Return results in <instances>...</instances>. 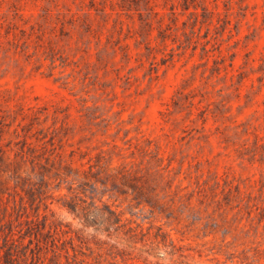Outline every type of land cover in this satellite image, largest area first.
<instances>
[{
    "label": "rangeland",
    "instance_id": "rangeland-1",
    "mask_svg": "<svg viewBox=\"0 0 264 264\" xmlns=\"http://www.w3.org/2000/svg\"><path fill=\"white\" fill-rule=\"evenodd\" d=\"M9 251L264 264V0H0V263Z\"/></svg>",
    "mask_w": 264,
    "mask_h": 264
},
{
    "label": "trees",
    "instance_id": "trees-1",
    "mask_svg": "<svg viewBox=\"0 0 264 264\" xmlns=\"http://www.w3.org/2000/svg\"><path fill=\"white\" fill-rule=\"evenodd\" d=\"M97 166V164H96ZM92 165H89V170L82 171L83 179L87 180V177L95 179V182L97 181V177L94 175V173L91 172L90 168ZM100 167V166H99ZM43 168V167H42ZM104 171L108 176L114 180H119L120 184L122 186H126L135 191L137 194H141V192L144 190L143 187V179L141 177H138L136 175L131 174L124 168H118V169H112L110 167H104ZM81 186H86L85 182L80 183ZM68 190H71V188H68ZM64 207H66L72 214H74L78 219L83 220L84 223L89 224L91 221V217L94 213V209L91 207V205L87 204L85 200H71L68 203L63 204ZM108 213L113 212L108 209ZM28 223V220H26ZM32 222V221H31ZM35 225V224H34ZM45 226V225H44ZM127 231H132L131 228H128ZM24 235L28 237L29 245L36 240V244H34L35 249L40 250L42 248V244H40L39 238H42L45 236V233H41L39 229H37V226L29 225L24 229ZM10 236V235H9ZM11 240V238H8L6 236L4 238V242L8 243ZM30 250V247H29ZM0 264H19L15 258V255L12 254V251L5 252L3 263Z\"/></svg>",
    "mask_w": 264,
    "mask_h": 264
}]
</instances>
